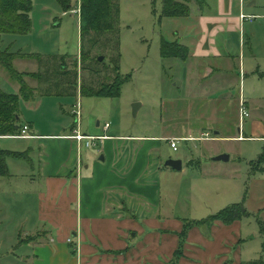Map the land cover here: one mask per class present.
Masks as SVG:
<instances>
[{
    "label": "rangeland",
    "instance_id": "1",
    "mask_svg": "<svg viewBox=\"0 0 264 264\" xmlns=\"http://www.w3.org/2000/svg\"><path fill=\"white\" fill-rule=\"evenodd\" d=\"M207 1L213 2V11H217L219 0ZM119 4L120 21L116 26L119 71L127 77L121 95L112 98L81 93L82 84L99 87L110 82L116 74L114 50L105 38L106 35L110 37L109 33L95 37L92 33L101 41L99 48L89 53L87 62L78 64L77 92L59 97L37 94L28 101L20 98L27 135L33 131L42 134L65 132L62 129L66 126L69 129L76 122L73 110L79 103L80 130L87 135L104 132L134 137L166 134L173 138H200L204 135L201 140H180L176 151L170 145L172 138L158 139L156 153L160 152L163 164L169 158L183 162L181 170L168 167L169 173H162L163 207L175 217L193 221L243 202L251 213L243 217V257L264 259V187L259 182L264 174L261 170L264 163L256 164L264 153V141L242 138L252 135L253 122H264V0H228L233 16L238 20L241 17L243 23L240 29L237 26L231 29L228 44L238 72L232 64L223 63L221 72L196 84L195 70L191 67L189 71V62L161 54L163 38L169 39L170 35L180 33L174 19L161 17L163 0H119ZM74 10H80V0H32L30 31L3 34L0 49L44 57L65 55L69 66L75 58L80 63V12ZM251 14L255 16L253 19H242L243 15ZM101 56L103 60L97 63ZM13 63L15 71L24 74L21 77L26 84L37 86L36 78L31 77L39 70L36 59L18 58ZM48 66L53 69L49 63ZM0 88L10 93H18L20 88L1 64ZM39 100H43L41 105H37ZM135 103L140 104L136 114L133 112ZM243 104L250 114L244 118ZM27 121L34 122L30 130ZM106 123L110 128L104 131ZM24 127L20 138H26ZM189 129L194 130L192 136H186ZM202 129L210 135L201 133ZM67 133L71 135V130ZM20 138H2L0 147L28 152L25 156L30 152L36 160L33 166L37 168L38 142ZM133 142L139 144L140 141ZM101 150L99 139L95 145L83 144L80 150L77 148V153L83 159L94 154L100 156ZM221 154H228L230 158L214 159ZM19 160L24 162V159ZM29 168L30 165L20 164L17 170L21 174L17 177L0 176V264H30L29 260L23 261L25 243L39 241L42 237L40 233L28 234L34 230L38 192L42 189L40 178L32 185L25 175Z\"/></svg>",
    "mask_w": 264,
    "mask_h": 264
},
{
    "label": "crops",
    "instance_id": "2",
    "mask_svg": "<svg viewBox=\"0 0 264 264\" xmlns=\"http://www.w3.org/2000/svg\"><path fill=\"white\" fill-rule=\"evenodd\" d=\"M168 19L176 21L180 33L170 35L167 40L189 49L184 62H189V71L191 67L195 70V84L213 78L222 71L223 63L232 64L234 71L238 72L228 44L231 29L235 26L240 29L243 23L241 17L238 20L233 16L228 0H219L217 11H213V2L206 0L204 9L193 6L188 16ZM241 62L239 58L242 73ZM42 101L39 100L37 105ZM247 105L249 107L248 101ZM27 122L30 130L34 122ZM68 127L62 129L66 133L33 131L29 137H18L38 142L40 157L37 168L33 166L36 160L30 152L24 158L11 156L7 159L8 179L21 174L17 166L24 164L31 166L25 175L32 185L38 182V178L42 182L34 230L28 233H40L42 237L39 241L25 243L24 262L242 264L249 260L243 257V218L231 224L216 221L211 225H195L182 244L181 233L187 219L175 217L163 207L165 197L160 189V180L162 173L168 172V167L164 166L160 152L156 153L158 139L173 137L166 134L117 136L104 132L96 135L106 137L100 139L102 154L81 159L77 153V141L67 133L70 129L73 134L76 126ZM251 127L252 135L246 137L241 133L242 138L264 141V122H253ZM193 131L189 129L185 135L192 136ZM200 132L208 133L203 129ZM2 138L17 137L7 135ZM135 140H139V144L134 143ZM19 159H24V162ZM259 182L264 187V174ZM262 213L264 217V211ZM179 248L182 255L175 257Z\"/></svg>",
    "mask_w": 264,
    "mask_h": 264
},
{
    "label": "trees",
    "instance_id": "3",
    "mask_svg": "<svg viewBox=\"0 0 264 264\" xmlns=\"http://www.w3.org/2000/svg\"><path fill=\"white\" fill-rule=\"evenodd\" d=\"M65 1V0H63ZM193 6L204 9L206 0H163L161 17H181L188 16ZM32 10V0H0V41L3 34H25L31 29L30 11ZM120 21L119 0H80V31H81V53L80 63L75 58L74 62L67 64L65 55H35L27 54L22 51L10 53L0 49V64L9 72L10 77L20 86L19 92L10 93L0 88V137L7 135H19L24 127L20 111V98L27 101L39 96H63L74 94L78 91V64L87 62L89 53L97 48L100 39L94 38L97 35H106V43L112 44L113 54L115 55V76L107 83L99 87L82 84L81 93L89 96L118 97L121 95L122 86L127 77L120 73V53H119V34L116 26ZM94 33V37L92 35ZM89 45V46H88ZM105 46V45H104ZM99 48V47H98ZM108 50L111 48H107ZM161 54L166 58H178L185 60L189 56V49L178 43L168 41L163 38L161 43ZM48 57V58H47ZM18 58L36 59L39 63V70L31 74L36 78L37 86L26 84L21 74L15 71L13 62ZM100 63V60H96ZM48 63L53 69H49ZM48 66V67H47ZM75 69H71L74 68ZM45 84V86H43ZM26 152L10 151L0 147V176L8 177L9 168L7 165L8 157H24ZM264 163V153L256 161L259 165ZM264 171V167H261ZM251 215L243 202L235 203L226 207L208 218L189 221L186 220L185 228L181 233L182 244L186 240L191 227L195 225H211L216 221L231 224L235 220ZM182 250L179 248L175 257H180ZM242 264H264V259H253L244 261Z\"/></svg>",
    "mask_w": 264,
    "mask_h": 264
},
{
    "label": "built area",
    "instance_id": "4",
    "mask_svg": "<svg viewBox=\"0 0 264 264\" xmlns=\"http://www.w3.org/2000/svg\"><path fill=\"white\" fill-rule=\"evenodd\" d=\"M241 2H243V0H241ZM75 12L78 11L80 12V10H74ZM255 16L251 15V16H247V15H243L242 19H253ZM80 103L78 104V108L73 110V114H75L76 116V122H75V128L73 129V134H71L69 137L75 139L78 143V150H80V148H82L83 144H85V146H90V145H95V141L99 140V139H103L106 138L105 136H96V135H87L84 134L83 132H81L80 130V118H81V112H80ZM242 117H248L250 114L247 110V108L244 106V104L242 105ZM110 127L109 123H106L104 125L105 129H108ZM27 126L24 127L23 133L24 137H29V135H27L26 132ZM207 136H209V133H206ZM16 137H20L19 135H16ZM205 136L201 135L200 138H190V137H182V138H172L170 139V145L171 147L176 151L178 149V143L180 140H198V139H204ZM85 142V143H84ZM69 242H72V239L69 238Z\"/></svg>",
    "mask_w": 264,
    "mask_h": 264
},
{
    "label": "water",
    "instance_id": "5",
    "mask_svg": "<svg viewBox=\"0 0 264 264\" xmlns=\"http://www.w3.org/2000/svg\"><path fill=\"white\" fill-rule=\"evenodd\" d=\"M99 60L100 61L103 60V56H101L99 58ZM139 105H140L139 103H135L134 104V108H133L134 114L137 113V111L139 109ZM103 157L104 156H101V159H103ZM229 158H230V156L228 154H221V155L216 156L214 159L215 160H228ZM164 165L167 166V167H171L173 169H176V170H181L182 167H183V162L180 159L169 158V159L166 160Z\"/></svg>",
    "mask_w": 264,
    "mask_h": 264
}]
</instances>
